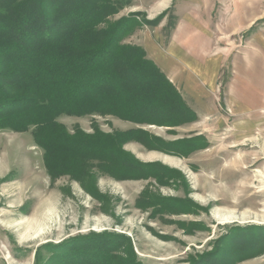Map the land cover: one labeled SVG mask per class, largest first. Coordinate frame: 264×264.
I'll list each match as a JSON object with an SVG mask.
<instances>
[{"label": "rangeland", "instance_id": "374dc122", "mask_svg": "<svg viewBox=\"0 0 264 264\" xmlns=\"http://www.w3.org/2000/svg\"><path fill=\"white\" fill-rule=\"evenodd\" d=\"M115 2L109 20H136L126 44L145 49L147 38L166 48L176 25L196 32L194 55L222 64L219 118L200 132L189 122L141 124L148 137L124 145L138 163L127 177L93 168L82 181L49 175L33 128L0 130V264H35L57 245L102 233L123 235L116 246L125 252L115 256L140 264H264V0H173L154 16L138 0ZM240 78L248 82L243 113ZM58 120L70 132L122 131L114 116Z\"/></svg>", "mask_w": 264, "mask_h": 264}, {"label": "trees", "instance_id": "16d2710c", "mask_svg": "<svg viewBox=\"0 0 264 264\" xmlns=\"http://www.w3.org/2000/svg\"><path fill=\"white\" fill-rule=\"evenodd\" d=\"M115 3L0 0V130L33 128L53 178L82 181L94 175L93 168L127 177L123 173L138 163L124 145L140 133L149 135L142 129L106 133L98 127L92 133L79 127L70 132L58 120L61 115L114 116L160 126L197 119L145 49L124 43L136 20H109L117 12ZM122 238L102 233L80 244L64 242L44 261L38 254L35 264H140L117 259L115 253L125 252L116 246Z\"/></svg>", "mask_w": 264, "mask_h": 264}, {"label": "crops", "instance_id": "0c3cea01", "mask_svg": "<svg viewBox=\"0 0 264 264\" xmlns=\"http://www.w3.org/2000/svg\"><path fill=\"white\" fill-rule=\"evenodd\" d=\"M137 8L147 9L150 16H154L164 10H167L173 0H138ZM186 21V19H184ZM196 32L184 30L176 25L167 42L166 48L155 44L153 40L144 39L143 46L149 56L156 62L161 70L167 75L170 81L176 86L182 94L187 105L199 116L198 120L189 122L194 129L199 132L205 128L203 123L208 118H219L217 110V92L218 76L222 64H213L212 61H204L195 53H200L199 49L193 44V36ZM234 83L228 86L230 91V102L233 103L232 92ZM248 82L240 78L236 82V111L243 113L248 109V103L245 96L248 92ZM120 130L130 131L132 129H142L147 131L145 125L137 124L132 121L119 119ZM185 123V124H189ZM183 124V125H185ZM181 126V125H180ZM156 135H159L156 133ZM132 143L133 141H129ZM129 144V143H126Z\"/></svg>", "mask_w": 264, "mask_h": 264}, {"label": "bare ground", "instance_id": "6f19581e", "mask_svg": "<svg viewBox=\"0 0 264 264\" xmlns=\"http://www.w3.org/2000/svg\"><path fill=\"white\" fill-rule=\"evenodd\" d=\"M224 221H226V219H224Z\"/></svg>", "mask_w": 264, "mask_h": 264}]
</instances>
